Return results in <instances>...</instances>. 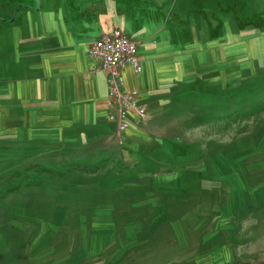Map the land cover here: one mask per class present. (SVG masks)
Masks as SVG:
<instances>
[{"label":"rangeland","instance_id":"1","mask_svg":"<svg viewBox=\"0 0 264 264\" xmlns=\"http://www.w3.org/2000/svg\"><path fill=\"white\" fill-rule=\"evenodd\" d=\"M183 2L169 11L178 15ZM199 2L187 4L198 12ZM153 3L0 0V40L14 39L11 23L28 28L36 10L63 7L87 14L88 36L109 24L144 46L159 44L174 24ZM230 12L234 28L263 27L247 60L230 65L225 87L238 97L230 106L212 107L193 92L200 88L190 81L197 73H188L196 65L187 64L185 84L176 80L124 143L113 132L111 143L91 141L65 156L55 148L65 142L23 151L26 144L0 140V264H264V101L257 100L264 97L258 92L264 75L257 80L264 67V0H231ZM216 86L199 92L215 93ZM62 158L94 167L73 180L50 173L59 190L31 181L1 188ZM152 160L160 162L155 170L146 166ZM90 202L97 207L88 217Z\"/></svg>","mask_w":264,"mask_h":264},{"label":"crops","instance_id":"2","mask_svg":"<svg viewBox=\"0 0 264 264\" xmlns=\"http://www.w3.org/2000/svg\"><path fill=\"white\" fill-rule=\"evenodd\" d=\"M182 1L178 15L169 11ZM192 1L196 5L200 1L198 12L187 4ZM192 1L153 0L154 11L172 18L173 34H163L159 44L144 46L140 41L143 72L125 70L126 86L141 91L150 113L176 80L185 84L182 79L187 73L182 65H196L188 73H197L191 82L225 87L232 62L247 60L255 33L263 31L262 26L252 24L232 27L231 0ZM203 2L208 9L203 10ZM212 2L216 8L210 6ZM36 12L28 28L11 23L12 41L0 40V140L48 146L74 142L79 148L91 141L111 143L114 126L107 116L108 72L94 70L96 60L88 53L100 34L88 36L84 12L63 7ZM166 26L158 27L159 32ZM111 28L108 24L103 30ZM169 80L174 82L169 84Z\"/></svg>","mask_w":264,"mask_h":264},{"label":"built area","instance_id":"3","mask_svg":"<svg viewBox=\"0 0 264 264\" xmlns=\"http://www.w3.org/2000/svg\"><path fill=\"white\" fill-rule=\"evenodd\" d=\"M89 55L96 60L94 70H106L110 109L108 120L114 132L124 135L134 124L143 122L150 114L142 101L141 91L126 86L125 70L140 74L144 70L139 42L127 35L119 27L103 32L88 48Z\"/></svg>","mask_w":264,"mask_h":264},{"label":"trees","instance_id":"4","mask_svg":"<svg viewBox=\"0 0 264 264\" xmlns=\"http://www.w3.org/2000/svg\"><path fill=\"white\" fill-rule=\"evenodd\" d=\"M264 67H262V69L260 70L259 73L260 74V77L257 79V80H260L263 78V75H264ZM264 84V78L263 80L261 81V83L259 84V86L263 85ZM195 86V85H194ZM199 86V85H197ZM244 86V85H243ZM209 86H200V88L198 89H193L192 91L197 93L200 97H202L201 99H203V101L207 102L206 104L207 105H211L212 107L218 105V106H222V107H227V106H230V102H234V101H237L238 99H235V95H230L229 94V90L230 88L228 89V87H222L220 85H217L215 87L216 90H219L217 92H208V93H203V92H199V91H202V90H205V88H208ZM242 87V86H241ZM209 89V88H208ZM228 89V90H227ZM240 89V88H239ZM228 91V93H224ZM260 91V92H259ZM262 91H264V87H261L258 92L262 94ZM252 92V91H251ZM259 96V94H258ZM238 98V97H237ZM232 99V100H230ZM207 100V101H206ZM227 100V101H226ZM257 100L261 101L263 100L264 101V97H257ZM252 112V111H251ZM140 124V123H139ZM139 124H134L132 126V128L128 131V133H126V135H128L130 132L134 131ZM125 142V140H124ZM123 142V143H124ZM30 144H38V143H30ZM28 145L26 144L25 148L23 151L27 150L28 148H34V149H44L45 147H43V145H40V146H34V145ZM62 145V146H61ZM52 146V145H51ZM75 145H68V144H60L59 146H56L55 148L60 150L61 152L63 151L65 156L68 152H72L74 149L77 150V148L79 147H76ZM81 149V148H79ZM68 155V154H67ZM69 155H73V154H69ZM63 156V157H65ZM84 155H79V157H83ZM63 160V158H62ZM59 161L57 163H51V162H48L46 163V165H42V167H38L36 173L34 175H29V174H25L23 175V177L21 179H19L18 183L19 184H16V185H13L11 183H8L7 185H3L1 186V188L6 191L8 188L13 190L12 188H16L18 187V185H22L24 182H33V183H41L42 185L43 184H52V186H50V189H57L59 190L62 186L60 184H57L55 182H52V179H50V173H55V174H58L57 177H54L52 175L51 178L55 179L58 178V177H63L61 180L64 181V179H75L74 176H72V174H75L77 172H83L84 169H91L92 167H94V165H82V163H72L70 161H67V159L63 160V161ZM91 161H88L87 164H90ZM99 162V161H98ZM160 162H158L157 160H152L151 162H148L146 164L147 168L151 169V170H155L158 166H159ZM116 171H119L121 170L122 166L120 165H117V167H115ZM109 175H113L112 173H109L108 172V175L106 176H109ZM78 176V175H77ZM95 176V175H93ZM102 176V173L98 174L96 177H94L97 182L95 184H98V181H99V177ZM39 178V179H38ZM121 180L120 178H118V180H115V182ZM37 181V182H36ZM113 181V180H112ZM26 184V183H25ZM30 184V183H28ZM56 186H59V187H56ZM72 188H73V184H72ZM39 194V193H38ZM78 203V202H77ZM91 206H88L85 208L86 211H88V214L86 216L90 217L91 216V213L92 211L94 210L95 207H97V202H90ZM85 215V213H83ZM82 214V215H83ZM78 225V223H76Z\"/></svg>","mask_w":264,"mask_h":264}]
</instances>
